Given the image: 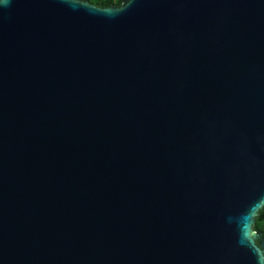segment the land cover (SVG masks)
<instances>
[{
    "label": "water",
    "instance_id": "obj_1",
    "mask_svg": "<svg viewBox=\"0 0 264 264\" xmlns=\"http://www.w3.org/2000/svg\"><path fill=\"white\" fill-rule=\"evenodd\" d=\"M264 0L0 3V264H264Z\"/></svg>",
    "mask_w": 264,
    "mask_h": 264
},
{
    "label": "trees",
    "instance_id": "obj_2",
    "mask_svg": "<svg viewBox=\"0 0 264 264\" xmlns=\"http://www.w3.org/2000/svg\"><path fill=\"white\" fill-rule=\"evenodd\" d=\"M121 1L122 0H88L90 4H93L100 8H108L115 5L117 6ZM253 230L262 232L264 238V208L258 212L255 218Z\"/></svg>",
    "mask_w": 264,
    "mask_h": 264
},
{
    "label": "snow or ice",
    "instance_id": "obj_3",
    "mask_svg": "<svg viewBox=\"0 0 264 264\" xmlns=\"http://www.w3.org/2000/svg\"><path fill=\"white\" fill-rule=\"evenodd\" d=\"M4 2V0H0V3Z\"/></svg>",
    "mask_w": 264,
    "mask_h": 264
}]
</instances>
